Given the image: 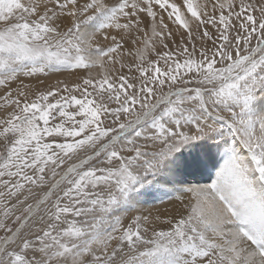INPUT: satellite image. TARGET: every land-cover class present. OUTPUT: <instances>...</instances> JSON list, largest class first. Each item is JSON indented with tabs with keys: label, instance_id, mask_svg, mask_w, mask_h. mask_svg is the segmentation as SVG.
Masks as SVG:
<instances>
[{
	"label": "snow or ice",
	"instance_id": "1",
	"mask_svg": "<svg viewBox=\"0 0 264 264\" xmlns=\"http://www.w3.org/2000/svg\"><path fill=\"white\" fill-rule=\"evenodd\" d=\"M0 264H264V0H0Z\"/></svg>",
	"mask_w": 264,
	"mask_h": 264
},
{
	"label": "bare ground",
	"instance_id": "2",
	"mask_svg": "<svg viewBox=\"0 0 264 264\" xmlns=\"http://www.w3.org/2000/svg\"><path fill=\"white\" fill-rule=\"evenodd\" d=\"M203 182V181H201ZM165 203V202H164ZM167 204H170L169 206H165V205H161V206H148L147 204L141 209V212L143 214H150L151 216H156V215H160L161 217L164 215V214H169V215H172V211H170L171 208H175L177 207L176 203L174 201H170V200H167L166 201ZM176 209V208H175Z\"/></svg>",
	"mask_w": 264,
	"mask_h": 264
},
{
	"label": "rangeland",
	"instance_id": "3",
	"mask_svg": "<svg viewBox=\"0 0 264 264\" xmlns=\"http://www.w3.org/2000/svg\"><path fill=\"white\" fill-rule=\"evenodd\" d=\"M204 182V181H203ZM158 195V198L156 199V200H152V201H150L147 205L148 206H161V205H165V206H169L170 204H167L166 203V201L167 200H169V198L167 197V196H165L164 194H162V193H160V194H157ZM165 202V203H164ZM171 210L170 211H172V215H175V213H176V209L175 208H177V207H175V208H171V207H169ZM165 216H171V215H169V214H164L163 216H162V218H164Z\"/></svg>",
	"mask_w": 264,
	"mask_h": 264
}]
</instances>
